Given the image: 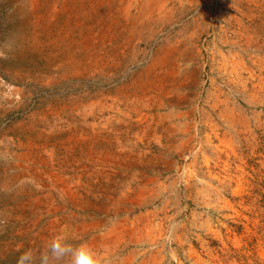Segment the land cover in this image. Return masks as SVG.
I'll return each mask as SVG.
<instances>
[{
	"label": "rangeland",
	"instance_id": "obj_1",
	"mask_svg": "<svg viewBox=\"0 0 264 264\" xmlns=\"http://www.w3.org/2000/svg\"><path fill=\"white\" fill-rule=\"evenodd\" d=\"M35 1L0 0V264H40L57 236L107 264H264V0L151 17L138 0ZM169 43L199 67L165 97L138 80Z\"/></svg>",
	"mask_w": 264,
	"mask_h": 264
},
{
	"label": "bare ground",
	"instance_id": "obj_2",
	"mask_svg": "<svg viewBox=\"0 0 264 264\" xmlns=\"http://www.w3.org/2000/svg\"><path fill=\"white\" fill-rule=\"evenodd\" d=\"M34 6H37L35 5L36 1L35 0H32ZM39 1V0H38ZM96 1L97 0H90L89 2L91 3L90 4V9L88 10L87 13L89 12H93V10H96L97 5H96ZM123 2V0H121ZM120 1V2H121ZM31 2V1H30ZM84 2L85 0H65L64 1V9H66V12L68 13H76V14H79V12H82V13H86L84 11ZM167 2L168 0H138V10L140 12V14L143 16V17H151V16H155V14H160L162 13V10L164 8H167ZM179 3V2H178ZM182 3V1H181ZM104 4V5H103ZM103 7L104 6H107L110 4V0H104L103 1ZM117 5V4H116ZM119 5V4H118ZM26 6V5H24ZM111 6V5H110ZM134 7V6H133ZM100 8V7H99ZM109 8V7H108ZM107 8V9H108ZM23 9V8H22ZM21 9V10H22ZM113 9V8H112ZM26 10V9H24ZM45 10V9H44ZM114 10V9H113ZM133 10V8H132ZM166 10V9H165ZM23 11V10H22ZM29 11V10H28ZM38 11V10H37ZM97 11V10H96ZM131 11V10H130ZM35 12V11H34ZM41 12V11H40ZM103 12V11H102ZM124 13V12H123ZM129 13V12H128ZM57 14L59 15V11H57ZM56 14V15H57ZM108 14V13H107ZM127 14V12H126ZM170 14V12H169ZM36 15V14H35ZM50 15V14H49ZM97 15V14H96ZM106 15V14H105ZM123 15V14H122ZM125 15V14H124ZM128 15V14H127ZM26 16V15H25ZM34 16V15H32ZM31 16V18H32ZM47 16V15H46ZM60 16V15H59ZM63 16V15H62ZM95 16V15H94ZM109 16V15H108ZM28 17V16H27ZM53 17V16H52ZM92 17V16H91ZM134 17V16H133ZM25 18V17H24ZM103 18H105L103 16ZM69 19V18H68ZM109 19V18H108ZM54 20V19H53ZM58 20V19H57ZM61 20V19H60ZM89 20V19H88ZM27 21V20H26ZM46 21V20H45ZM74 21V20H73ZM102 21V20H101ZM30 22V21H29ZM38 22V20H37ZM48 22V21H47ZM51 22V21H50ZM56 21H54L55 23ZM71 22V21H70ZM77 22V21H76ZM75 22V23H76ZM109 22V21H108ZM114 22V20H113ZM28 23V22H27ZM46 23V22H45ZM61 23V22H60ZM35 23L33 22V25ZM51 24V23H50ZM62 24V23H61ZM78 24V23H77ZM82 24V23H81ZM89 24V23H88ZM110 24V23H109ZM44 25V23H43ZM75 25V24H73ZM80 25V24H78ZM46 26V25H45ZM53 26V25H52ZM57 26V25H56ZM70 26V25H69ZM82 26V25H81ZM60 28V27H59ZM70 28V27H69ZM78 28V27H77ZM76 28V29H77ZM85 28V27H84ZM79 29V28H78ZM25 30V29H24ZM82 30H85V29H82ZM105 31V30H104ZM224 31V30H222ZM80 33V32H79ZM82 33V32H81ZM85 33V32H84ZM87 33V32H86ZM90 33V31H89ZM34 34V33H33ZM76 34V33H75ZM83 34V33H82ZM81 34V35H82ZM92 34V33H91ZM79 35V34H78ZM90 35V34H89ZM112 35V34H111ZM74 36V35H73ZM82 37V36H81ZM86 37V36H85ZM84 37V38H85ZM83 38V37H82ZM89 40V39H88ZM78 42V41H76ZM73 45H75V43ZM58 44V43H57ZM91 44H87V49L89 48H94V49H97L100 48V43H93V46L90 47ZM182 46V45H181ZM180 45H171V43L163 46V47H160L156 50L155 54L152 55V58L150 60V62L148 63V65H146V68H145V71L146 73L148 74V77L146 78L147 81L145 83H143V80L141 78H139L138 80V84H142L141 87L142 88H145V89H148L149 91L151 92H154V93H161L163 96L167 97L166 94H168V92L174 90L176 91L177 93L179 92V90L183 87L184 83L187 81L188 76L189 75H192V73L197 69L196 67H199L197 66L198 62H196V59H198V55L200 53V49H194L193 47V51L191 52H186L183 47H181ZM107 47V46H106ZM79 48V47H78ZM110 49V48H109ZM98 50V49H97ZM108 50V49H107ZM187 50V49H186ZM107 53V52H106ZM62 55V54H61ZM74 55V54H72ZM87 55V54H86ZM114 55V53H113ZM66 56V55H65ZM79 56V55H78ZM89 56H92V58H83L84 60V63H87L89 60L92 61L94 64H100V63H104L106 61V59L108 58V54H105V53H93L92 55H89ZM60 57V56H59ZM87 57V56H86ZM55 58V57H54ZM65 58V57H63ZM89 59V60H88ZM78 63H81L80 59L77 60ZM187 62H189V64H186ZM146 63V64H147ZM185 63V64H184ZM93 64V65H94ZM200 64V63H199ZM89 65V64H88ZM92 65V63L90 64ZM92 65V66H93ZM201 66V65H200ZM74 67V66H73ZM80 67V66H79ZM170 67L172 69V73L170 75L168 74H159L158 72L161 71V70H167V68ZM90 68V67H89ZM169 70V69H168ZM178 70H181L182 72L180 74H178ZM164 73V72H163ZM144 74V73H142ZM141 76V75H139ZM51 77V76H50ZM68 77V76H67ZM191 77V76H190ZM58 78V77H57ZM137 78V77H136ZM137 84V85H138ZM146 91V90H145ZM176 93V94H177ZM126 94V92H125ZM139 94V93H138ZM141 94V93H140ZM143 94V93H142ZM126 96V95H125ZM139 96V95H138ZM142 97V96H141ZM144 97V96H143ZM61 104V103H60ZM85 106V105H84ZM141 106V105H140ZM97 107V106H96ZM92 113V112H91ZM111 115V114H110ZM66 118V117H65ZM69 120V119H67ZM102 120V119H101ZM73 121V120H72ZM113 121V120H112ZM66 122V121H65ZM111 122V121H110ZM101 123V122H100ZM108 123V122H107ZM117 123V122H116ZM115 123V124H116ZM126 123V122H125ZM94 124V123H93ZM122 124V123H121ZM85 125V124H84ZM83 125V126H84ZM88 125V124H87ZM117 125V124H116ZM124 125V124H123ZM146 125V124H145ZM60 126V125H59ZM64 126V125H63ZM112 126V125H111ZM128 127V126H127ZM137 127V126H136ZM188 127V126H187ZM142 128V127H141ZM147 128V126H146ZM134 129V128H133ZM139 129V128H138ZM66 130V129H65ZM69 130V129H68ZM75 130V129H74ZM73 130V131H74ZM81 131V130H80ZM140 132V131H139ZM48 134V133H47ZM55 134V133H54ZM63 134V132H62ZM79 135V134H78ZM84 135V134H83ZM82 136V135H81ZM97 136V135H96ZM59 137V136H58ZM61 137V136H60ZM98 137V136H97ZM96 137V138H97ZM105 137V136H104ZM54 138V137H53ZM56 138V137H55ZM65 138V137H64ZM59 139V138H58ZM71 139V138H70ZM73 140V139H72ZM97 143V142H96ZM119 143V142H118ZM88 144V143H86ZM99 145V144H98ZM120 145V144H119ZM129 145V144H128ZM87 146V145H85ZM89 146V145H88ZM105 146V145H104ZM122 146V145H121ZM120 146V147H121ZM105 148V147H104ZM126 150V149H125ZM132 150V149H131ZM130 151V150H129ZM143 151V150H142ZM90 152V151H88ZM140 152V151H139ZM144 152V151H143ZM115 153V152H114ZM147 153V152H146ZM90 154V153H89ZM121 154V153H120ZM118 155V154H116ZM134 156V154H133ZM132 156V157H133ZM137 156V155H135ZM151 156V154H150ZM95 157V156H94ZM124 158V157H123ZM95 159V158H94ZM101 159V158H100ZM106 159V158H105ZM104 159V160H105ZM108 159V158H107ZM110 160V159H109ZM108 160V161H109ZM128 160V159H127ZM107 161V160H106ZM112 161V160H111ZM132 161V160H131ZM127 162V161H126ZM146 162V161H145ZM116 163V162H115ZM136 163V162H135ZM58 164V163H57ZM118 164V163H117ZM126 164V163H125ZM134 165V163H132ZM46 165V164H45ZM116 165V164H115ZM56 166V165H55ZM54 166V167H55ZM124 166V165H123ZM122 166V167H123ZM53 167V166H52ZM59 167V165H58ZM121 167V166H120ZM121 167V168H122ZM130 167V166H129ZM132 167V166H131ZM51 169V168H50ZM65 169V168H64ZM79 170V169H78ZM76 170V171H78ZM47 171V170H46ZM80 171V170H79ZM95 173V172H93ZM118 173V172H117ZM51 174V173H50ZM59 174V173H58ZM57 174V175H58ZM86 174V173H85ZM115 174V173H114ZM42 175V174H41ZM88 175V173H87ZM90 175V174H89ZM111 175V173H110ZM117 175V174H116ZM51 176V175H50ZM78 176V175H77ZM83 176V174H82ZM108 176V175H107ZM134 176V175H133ZM81 177V176H80ZM43 178V177H42ZM45 178V176H44ZM48 178V177H47ZM137 178V177H136ZM147 178V177H146ZM116 179V178H115ZM126 179V178H125ZM135 179V178H134ZM52 180V179H51ZM117 180V179H116ZM41 181H43L41 179ZM50 181V180H49ZM124 181V180H123ZM132 181V180H131ZM47 182V181H46ZM116 182V181H115ZM145 182V181H144ZM130 183V182H129ZM127 183V184H129ZM47 184V183H46ZM132 184V183H131ZM136 184V183H135ZM93 185V184H92ZM49 186V185H48ZM125 187V186H124ZM93 189V188H92ZM123 189V188H122ZM128 189V188H127ZM94 190V189H93ZM128 191V190H126ZM68 192H71V191H68ZM72 193V192H71ZM124 193V192H123ZM130 194V193H129ZM71 195V194H70ZM73 195V194H72ZM76 196V195H75ZM69 197V196H67ZM134 199V198H133ZM76 201V199H75ZM96 204V203H95ZM134 204V203H133ZM94 209V208H93ZM124 211V210H123ZM128 212V211H127ZM117 213V212H116ZM102 219H100L101 221ZM122 221V220H121ZM93 224V223H92ZM133 226V225H132ZM100 227V226H99ZM129 228V227H128ZM113 232V231H112ZM125 232V231H124ZM105 239V238H104ZM116 241V240H115ZM108 243V241L105 242V244ZM140 253V252H139ZM134 254V253H133ZM112 255V254H111ZM134 261L133 260V257L132 256H129L127 257L126 259H123L122 260V263L121 264H134ZM110 264V263H109ZM116 264V263H115ZM120 264V263H119ZM138 264H148V261L147 260H142V261H139Z\"/></svg>",
	"mask_w": 264,
	"mask_h": 264
},
{
	"label": "clouds",
	"instance_id": "obj_3",
	"mask_svg": "<svg viewBox=\"0 0 264 264\" xmlns=\"http://www.w3.org/2000/svg\"><path fill=\"white\" fill-rule=\"evenodd\" d=\"M18 264H34L32 251L23 253ZM40 264H107V261L87 244L73 245L63 236H57L47 245Z\"/></svg>",
	"mask_w": 264,
	"mask_h": 264
}]
</instances>
